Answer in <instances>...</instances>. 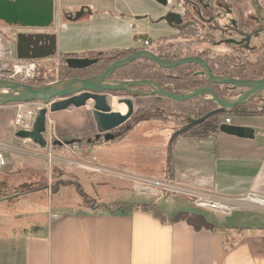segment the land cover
<instances>
[{
    "label": "crops",
    "instance_id": "obj_1",
    "mask_svg": "<svg viewBox=\"0 0 264 264\" xmlns=\"http://www.w3.org/2000/svg\"><path fill=\"white\" fill-rule=\"evenodd\" d=\"M68 5L72 6L64 0H0V29L54 36L59 55L104 49L85 42L88 34L82 33L80 26L90 15L70 19ZM116 23L108 21L110 26L116 27ZM110 26L105 29L108 33ZM142 103L164 108L169 105L155 98L142 99ZM233 124L253 128L254 138L219 129L204 136L181 134L165 147L168 152L158 171L148 176H168L232 197L249 192L264 197V115H233ZM80 128L76 123L63 127ZM135 158L129 162L130 167L108 165L135 172L139 169ZM157 203L167 217L179 212L164 208V200ZM196 213L217 227L197 229L185 220H163L137 209L77 213L49 210L45 222L36 221L30 230L23 227L0 246V264H264V209L242 207L230 215L217 213L219 219Z\"/></svg>",
    "mask_w": 264,
    "mask_h": 264
},
{
    "label": "rangeland",
    "instance_id": "obj_2",
    "mask_svg": "<svg viewBox=\"0 0 264 264\" xmlns=\"http://www.w3.org/2000/svg\"><path fill=\"white\" fill-rule=\"evenodd\" d=\"M64 1L72 5L67 6L70 19L83 15V9L89 8L92 11L88 20L82 22L80 27L82 33L88 34V40H85L87 44L101 45L104 49L134 44L132 12L143 11L144 9H139L140 6L144 8L149 3V0ZM135 6L137 8H134ZM109 20L117 21V26H110ZM142 25L145 28L148 24L143 21ZM108 26L112 28L110 33L105 31L106 28L109 29ZM19 32L22 31L17 28L0 29V35L8 47L7 59L11 64L29 66L35 63L34 76L4 78L31 85L66 79L65 71L62 69L64 59L57 53L38 60L20 58L17 53ZM149 36L157 37L150 32ZM133 101L135 104L133 115L113 131L116 137L110 141L94 140L96 122L93 101L79 108L71 106L57 112H51L50 104L44 101L0 105V150L4 151L7 158V165L0 170V246H5L4 242L13 239L14 234L20 233L23 227L30 230L36 221L45 222L49 210L60 209L75 213L117 212L122 211L119 210V204L126 201L140 203L161 199L165 202L164 208L172 209L174 212L199 211L207 216L218 219L221 217L217 212L197 209L187 197L165 194L132 180L102 175L84 168L89 164H101L117 169L108 164L121 163L130 167L129 162L135 156V162L139 167L134 169L135 173L148 176L152 171H158L159 164L168 152V147H165L172 140L173 134L182 128L177 126L174 119L153 118L138 124L142 117L141 104H150L142 103L140 98H133ZM109 103L111 104L110 100ZM20 104L24 108L38 111L41 108H48L47 130L44 134L48 142L47 147L43 148L31 139L17 137L18 129L14 120ZM261 106H264V101L261 102ZM69 123L79 124L82 128L63 129L64 125ZM32 128L33 126L27 130ZM89 137H93L92 143L86 141ZM75 138L84 141L72 145L54 143ZM136 143L139 144L138 147L133 148Z\"/></svg>",
    "mask_w": 264,
    "mask_h": 264
},
{
    "label": "flooded vegetation",
    "instance_id": "obj_3",
    "mask_svg": "<svg viewBox=\"0 0 264 264\" xmlns=\"http://www.w3.org/2000/svg\"><path fill=\"white\" fill-rule=\"evenodd\" d=\"M148 2L147 7L143 8L140 6L139 9H144L143 11L132 12L133 29L135 30L133 45L114 46L94 51V56L90 58L96 59V62L93 63L96 66L103 62L111 61L106 69L95 75L103 74L114 62L122 61L142 52L145 55L146 53H150L160 60L169 62H177L184 58L196 57L203 61L216 77L234 78L237 80H257L264 77V75L256 77V74H251L247 78L245 74L247 68L258 70L264 67V0H166V4L158 0H149ZM137 6L134 8H137ZM85 13L91 15L92 11L89 8L83 9L84 16ZM169 14L172 15L168 21L166 17ZM143 21H146L148 24L145 28L142 25ZM149 32L157 37L152 38L149 36ZM121 55H125V57ZM34 59L38 60L41 58ZM184 64L194 65L188 71L193 74L195 80H197L196 82L201 87L199 86L190 90H181L175 87V82L180 77V73L176 72V70ZM156 67L157 70H174L175 73H166L170 77V81L165 83L164 80H161V83L163 82L161 84L153 75H149ZM119 70L121 71L120 76L114 77L115 72ZM139 72H145L146 75H140ZM140 80L151 82V84L143 83L132 87L133 90H138L140 93L123 90L106 91L103 93L107 95L108 102L112 96L117 97L120 102L126 99L133 101V98H155L156 102L167 101L169 105L165 108L158 105L141 104V109L143 110L149 111L153 109L164 111L170 107L172 101L175 99L160 94H149L155 90V85L176 95L188 94L199 88L208 87L220 99L229 102L236 100L247 90L245 87H236L231 84H218L211 81L205 72V68L199 63L189 62L177 64L172 67H165L147 56L134 58L128 64L118 67L108 77L105 83L112 84L120 81ZM223 87L227 88L226 95L225 97H220L218 93L222 92ZM262 93H260L261 95L252 97L247 102H251L257 98H261L264 101V94ZM201 98L204 100H212L218 105L211 96H201ZM235 107L228 113H221L224 115L220 119L225 116L233 117V115L259 116L234 113ZM217 109H219V105L211 112ZM231 112L233 113L231 114ZM140 122L142 121H139L138 124ZM98 134L100 133L96 125L94 140H105V133H101L100 137L96 138ZM113 134L115 135V133ZM80 140V143L84 141L83 139ZM86 141L92 143L93 137H89Z\"/></svg>",
    "mask_w": 264,
    "mask_h": 264
},
{
    "label": "water",
    "instance_id": "obj_4",
    "mask_svg": "<svg viewBox=\"0 0 264 264\" xmlns=\"http://www.w3.org/2000/svg\"><path fill=\"white\" fill-rule=\"evenodd\" d=\"M158 1L166 4V0ZM171 15L172 14H169L166 17L168 21L170 20ZM76 18H78V16ZM17 53L20 58L30 59L52 56L56 53L55 38L54 36L46 35L44 33L28 34L20 32L17 35ZM141 56H147L165 67H172L177 64L189 62L199 63L205 68V72L211 81L218 84H231L236 87L247 88V90L243 92L236 100L229 102L220 99L217 94L208 87L199 88L188 94L176 95L169 93L163 88L155 85V90L149 94H160L178 101H185L193 97L211 96L213 100H215L219 105V109L207 114L205 117L199 119L190 118L189 124L176 131L175 134H173L171 141L189 130L192 126L204 122L211 115L216 113H228L236 105L244 104L247 102V100L259 95L264 91V77L257 80H237L234 78L216 77L203 63V61L196 57L184 58L177 62H169L160 60L158 57L150 53H146L145 55L144 53L140 52L122 61L114 62L101 75H94L86 78H66L42 85H31L13 79L0 78V105H6L9 103L44 101L47 104H50L49 110L51 112H57L68 109L71 106L79 108L87 105L90 101H93V115L99 133H105L104 138L106 141L113 140L115 135L112 133V131L123 125L133 115L134 104L131 99H126L123 102L127 104V113L122 114L119 111H114L111 107V104L107 100V95L103 92L123 90L132 93H140L138 90H133L132 87L141 85L143 83L151 84V82L145 80L120 81L112 84H107L105 82L108 77L112 75L115 69L126 65L134 58ZM95 62L96 59L90 57H68L65 60V63L73 69L85 68ZM49 110L48 108L39 109L38 115L33 124V128L30 130L19 129L16 132L17 137L31 139L34 143L39 144L41 147H47L48 142L44 134L47 130V114ZM219 130L221 132L239 137L254 138L255 136V130L253 128L236 124H222ZM100 134L96 135V138H99ZM80 141V139L75 138L66 140L65 142L55 141L54 143L59 145H72L75 143H80Z\"/></svg>",
    "mask_w": 264,
    "mask_h": 264
},
{
    "label": "trees",
    "instance_id": "obj_5",
    "mask_svg": "<svg viewBox=\"0 0 264 264\" xmlns=\"http://www.w3.org/2000/svg\"><path fill=\"white\" fill-rule=\"evenodd\" d=\"M95 54L94 51L83 54V55H76V54H63L61 55L64 59L68 57H93ZM122 56V55H121ZM122 57H125L122 56ZM107 59V58H106ZM111 63V61L103 62L102 64L96 66L92 64L86 68L81 69H73L70 68L67 64L63 63V71L65 78H86L95 74L102 72L107 66ZM194 65L191 64H184L181 68L177 69L176 72L180 73V77L175 82V87L181 90H190L199 87L200 85L196 82L195 77L188 69L192 68ZM124 70V69H123ZM121 71H117L114 74V77L120 76ZM140 75H146L145 72H139ZM166 73L173 74L175 73L174 70H152L151 74L153 75L158 81L164 80L167 83L170 77L166 75ZM246 77L249 78V75L256 74L257 76L264 75V67L256 70L246 69L245 71ZM163 83V82H162ZM161 83V84H162ZM201 87V86H200ZM216 87V86H215ZM226 87L222 88V92L218 93L220 97H225ZM183 92V91H182ZM263 100L261 98H257L251 102H246L244 104L237 105L235 107L234 113L242 114V115H264V107L261 106V102ZM218 105L212 100H204L201 97H193L186 101H176L173 100L170 107L164 111L161 110H142V117L140 121H148L149 119L153 118H161V119H174L177 121V126L180 128L185 127L189 124L190 118H200L205 116L207 113L211 112L212 110L216 109ZM231 112V114L233 113ZM224 115L221 113L214 114L204 122L192 126L189 130L184 132L183 134H190V135H199L204 136L211 132H215L218 130V123L220 117ZM226 115V114H225ZM155 201V200H153ZM123 202L119 204V210L131 211V210H143V211H150L156 216L160 217L161 219L165 220L168 219L169 221H178V220H185L189 224L193 225L197 229L206 228L212 229L216 228L217 226L214 223H211L203 214L196 213V212H188V211H179L170 217H167L161 207L158 205L157 201L153 202ZM157 203V207L156 206Z\"/></svg>",
    "mask_w": 264,
    "mask_h": 264
},
{
    "label": "built area",
    "instance_id": "obj_6",
    "mask_svg": "<svg viewBox=\"0 0 264 264\" xmlns=\"http://www.w3.org/2000/svg\"><path fill=\"white\" fill-rule=\"evenodd\" d=\"M7 44L3 37L0 35V78L11 76L15 78L19 75L27 77L34 76L36 64L32 63L29 66H25L20 63L11 64L7 59ZM19 109L16 113L14 124L16 128L28 129L33 126L34 121L38 115V110L32 108H24L22 104L19 105ZM222 124H233V118L225 116L219 120L218 129ZM7 165V158L3 150H0V170ZM87 170L107 175L115 176L126 180H132L155 189L160 190L165 194H174L189 198L195 207L204 210H210L213 212L230 215L235 210L242 207H249L253 209H264V197L253 192H249L242 196H227L217 194L211 191L201 190L184 183L175 180L172 177H153L138 174L132 171H122L121 169L111 168L101 164H89L85 165Z\"/></svg>",
    "mask_w": 264,
    "mask_h": 264
},
{
    "label": "bare ground",
    "instance_id": "obj_7",
    "mask_svg": "<svg viewBox=\"0 0 264 264\" xmlns=\"http://www.w3.org/2000/svg\"><path fill=\"white\" fill-rule=\"evenodd\" d=\"M110 102L114 111H119L122 114H126L128 107L126 103L120 102L115 96L110 97Z\"/></svg>",
    "mask_w": 264,
    "mask_h": 264
}]
</instances>
